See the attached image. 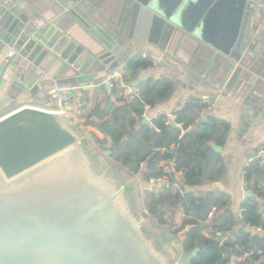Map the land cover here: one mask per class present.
Wrapping results in <instances>:
<instances>
[{
	"label": "water",
	"instance_id": "1",
	"mask_svg": "<svg viewBox=\"0 0 264 264\" xmlns=\"http://www.w3.org/2000/svg\"><path fill=\"white\" fill-rule=\"evenodd\" d=\"M67 1L79 23L90 28L97 21L89 8L94 0ZM123 2L176 24L223 63L226 74L233 72L234 81L246 82L264 100V23L248 32L249 9L264 0ZM22 5L0 4V15L12 26L8 43L34 65L51 56L70 72L65 83L93 81L88 68L116 65L122 45L132 39L130 29L112 21L107 31L98 24L92 28L98 50L82 43L76 49L77 41L61 51L50 32L33 34L36 25L21 13ZM207 95L190 100L213 102V94ZM96 149L70 113L26 106L0 119V264H192L200 248L186 251L180 238L152 232L147 213L139 211L130 184L121 179L122 169L109 167Z\"/></svg>",
	"mask_w": 264,
	"mask_h": 264
},
{
	"label": "crops",
	"instance_id": "2",
	"mask_svg": "<svg viewBox=\"0 0 264 264\" xmlns=\"http://www.w3.org/2000/svg\"><path fill=\"white\" fill-rule=\"evenodd\" d=\"M187 1L194 2V0ZM9 2L22 3L21 13L36 25L32 30L33 34L44 35L50 32L49 39L54 38L56 43L60 42L61 51L67 50L70 44L77 41L76 49L82 46L80 44L82 43L95 51L98 50V43L95 41L94 34H91L92 28L98 24L107 31L105 28L111 29L112 21L124 25L127 31L130 29L132 39L129 43L122 45L120 61L116 65L110 64L104 71H98L94 67L95 63L88 68L86 74L96 76L93 81L65 83L72 79L70 72L62 71V67L55 64L51 56L46 57L38 65H34L32 61L28 63L29 58L22 57L20 53L9 62L6 61L8 51L16 47L8 43L13 36L12 26L9 25L7 17L5 19L0 15V119L26 106L47 110L54 108L55 102L50 96V89L53 87L70 88L72 90L70 100L72 110L68 113L80 126L83 135L100 152L106 146L109 147L104 143L107 139L101 126L105 122L115 120L113 116L115 108L122 107L137 96L144 81L148 79L158 81L165 77L177 83L173 95L168 100L154 107L147 106L140 116L143 122L147 118L148 123H144L151 125L153 120L162 113L171 115L185 103L198 101L190 100L191 97L208 98L207 93H212L213 102L205 99L198 101L207 105L204 116L212 114L217 119L229 123L230 133L225 142L218 145L222 148L221 150L217 151L214 148L217 154L209 168L212 180L188 190L193 191L196 196H207L214 201L218 199L219 203H222L220 208L211 203L212 208L207 220L197 219L207 236L211 235L214 230L211 221L213 216L217 214L216 217H220L226 210L234 215L232 233L245 227L239 223L237 215L244 218L242 203L246 198L255 195L244 178V168L258 156L264 159L262 149L264 100L251 94V89L245 88L246 82L234 81V73L226 74L223 63L213 57L209 50L204 49L185 31L178 29L176 24L157 16L154 12L148 13L143 6L134 12L132 6L130 7L123 0H94L89 8H92L93 16L97 18V21L89 23L90 28H87L69 13L72 6H66L67 0H0V4ZM249 10L251 15L248 21V32L258 21L264 23L260 8ZM127 47H130V52H127ZM137 56L149 59L152 65L140 68L136 74H133L129 68V61ZM81 60L83 63L87 61L85 58ZM31 63V66H27ZM106 79L111 80L112 87L103 82ZM212 85L219 88H212ZM35 88L37 91L31 93V90ZM7 98L11 100L7 102ZM107 100L113 103V107L109 110L106 108ZM98 106L100 107L99 112L106 109L109 115L105 118L99 117ZM128 128L131 131L135 129L129 123ZM211 144L212 146L217 145L216 143ZM174 148L172 146V149ZM169 163V159H161L157 166L168 172ZM135 177L140 179L145 192L152 191L161 184L169 183L172 184L173 191L177 192L180 190L179 183L184 179V174L182 171H177L173 182L166 176L157 177L160 180L155 184L146 182L142 173H138ZM251 192L253 194L247 196ZM261 208L264 209L263 206ZM143 211L147 213L145 219L147 221L150 213L148 209L143 210L141 207V212ZM191 218L193 216L186 215L183 207L176 213L165 215V219L168 222L171 221L173 230L182 228L184 222ZM251 230L253 233L264 234V230L260 227H252ZM182 234L185 233L169 236L180 238L182 243ZM261 258L264 260V255ZM235 261L236 258L233 257L231 264Z\"/></svg>",
	"mask_w": 264,
	"mask_h": 264
},
{
	"label": "trees",
	"instance_id": "3",
	"mask_svg": "<svg viewBox=\"0 0 264 264\" xmlns=\"http://www.w3.org/2000/svg\"><path fill=\"white\" fill-rule=\"evenodd\" d=\"M152 65L147 58L135 57L129 61V68L136 74L140 68ZM177 83L168 78L158 81L148 79L142 83L140 92L122 107L113 111L114 121L105 122L101 126L107 141L102 153L117 167L131 176L142 173L144 180L149 183L152 177L166 176L175 181V173L182 171L184 179L180 181V190L173 191L172 184H161L152 191H146L142 198V209H148V225L157 230L165 225L173 235L184 232L182 244L186 251L199 247L200 251L192 258V264H264L258 249L264 248V234L253 233L252 227L264 230V159L258 156L244 168V178L255 196L248 197L242 203L245 227L232 233L234 215L225 211L220 217L217 214L211 219L214 228L211 235L203 232V227L197 219L207 220L211 203L220 208V200L210 197L196 196L189 188L202 186L211 181L209 168L216 150L211 143L222 145L230 133V124L209 114L201 121L207 105L203 102L189 101L180 109L172 113L177 115V122L183 123L179 127L175 123L168 124L170 115L162 113L153 120V124L142 121L140 116L147 106H156L168 100L174 93ZM111 100H107L106 108L113 107ZM98 112L100 107H97ZM108 111L102 110L98 116L105 118ZM128 123L134 126L131 131ZM191 127L183 131L182 128ZM158 128V130L156 129ZM172 146L175 148L172 149ZM264 150V143L262 146ZM108 151H111L108 154ZM161 159L175 161L174 171L166 172L157 166ZM219 161V159H217ZM221 161V159H220ZM183 191V193H182ZM183 207L187 219L180 229L173 230L171 221L165 219L167 213H176ZM217 208V209H218ZM252 252V253H251ZM245 253H251L245 257Z\"/></svg>",
	"mask_w": 264,
	"mask_h": 264
},
{
	"label": "built area",
	"instance_id": "4",
	"mask_svg": "<svg viewBox=\"0 0 264 264\" xmlns=\"http://www.w3.org/2000/svg\"><path fill=\"white\" fill-rule=\"evenodd\" d=\"M259 8L262 11V17L264 18V2H260L259 3ZM18 53H19L18 49L14 48V47L11 48L8 51V53H7L6 61L9 62ZM103 82L106 83L107 85L111 86V87L113 86V83L109 79H106ZM49 93H50V96H51L52 100L55 102L54 108H51L49 110H52V111H55V112H58V113H68L67 112V108L70 106L72 90L70 88L53 87V88L50 89ZM167 123L168 124L175 123L179 127H183V123L177 122V115L175 113H172L170 115V118L167 121ZM190 128L191 127L189 126L188 128H182V129H183V131H186V130H189ZM156 129L158 130V128H156ZM169 164H170V167L168 168V172L174 171L175 170V166H176L175 161L172 160V161H170ZM159 180L160 179H158V178L152 177L149 180V183L155 184ZM251 253H245V257L250 256ZM257 254H259L260 256H263L264 255V248L258 249L257 250Z\"/></svg>",
	"mask_w": 264,
	"mask_h": 264
},
{
	"label": "rangeland",
	"instance_id": "5",
	"mask_svg": "<svg viewBox=\"0 0 264 264\" xmlns=\"http://www.w3.org/2000/svg\"><path fill=\"white\" fill-rule=\"evenodd\" d=\"M100 153V156H102V158H104V160L107 162L108 166L111 167H115L114 164H112L108 158L106 157V155L104 153H102V150L99 152ZM116 169L119 167H115ZM122 172V175H121V179L122 181L130 184L131 186V189H132V194L135 198V201H136V205L139 209V211L141 212V206L143 205L142 204V198L143 196L145 195V190L144 188H142L141 186V181L139 178L137 177H134V176H131L129 174H126V172L124 171H121ZM146 225L148 226V228L154 232V233H161V232H165L167 235H170L171 232H169V229L165 226V225H162L160 227H158L157 230H153L149 225H148V222L146 221Z\"/></svg>",
	"mask_w": 264,
	"mask_h": 264
}]
</instances>
